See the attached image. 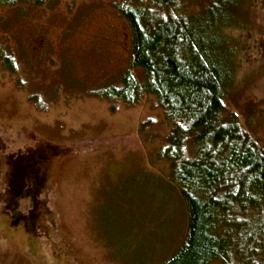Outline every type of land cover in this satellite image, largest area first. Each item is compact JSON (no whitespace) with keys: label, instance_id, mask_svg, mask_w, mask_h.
<instances>
[{"label":"rangeland","instance_id":"1","mask_svg":"<svg viewBox=\"0 0 264 264\" xmlns=\"http://www.w3.org/2000/svg\"><path fill=\"white\" fill-rule=\"evenodd\" d=\"M35 1L0 0V264H160L188 233L158 155L170 122L154 94L98 96L133 59L121 0ZM250 11L257 31H233L248 49L226 105L264 144V0ZM27 152L44 156L43 183L12 210L11 159Z\"/></svg>","mask_w":264,"mask_h":264},{"label":"trees","instance_id":"2","mask_svg":"<svg viewBox=\"0 0 264 264\" xmlns=\"http://www.w3.org/2000/svg\"><path fill=\"white\" fill-rule=\"evenodd\" d=\"M190 5L121 0L118 10L134 33L133 59L121 85L98 96L130 105L154 94L170 122L158 155L168 160V178L187 207L188 233L160 264H264V144L226 105L248 49L233 31H257L251 0ZM5 61L11 66L12 58ZM133 67L144 71L143 80ZM36 154L11 159L6 207L12 210L19 197H37L44 156Z\"/></svg>","mask_w":264,"mask_h":264}]
</instances>
